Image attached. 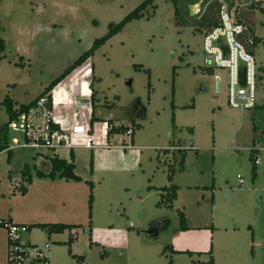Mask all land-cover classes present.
<instances>
[{
  "label": "rangeland",
  "instance_id": "374dc122",
  "mask_svg": "<svg viewBox=\"0 0 264 264\" xmlns=\"http://www.w3.org/2000/svg\"><path fill=\"white\" fill-rule=\"evenodd\" d=\"M142 1L0 0V126L9 118L5 98L14 107L35 98ZM175 2L155 0L54 89L63 101L65 82L78 80L85 95V80L97 77L94 115L131 125L132 136L110 142L132 147L0 152V218L30 225L24 239L49 242L52 264H75L73 254L86 264H264V0ZM223 2L247 36L260 38L256 105L243 112L227 103L226 70L204 63L203 35ZM6 139L22 134L8 129ZM54 156L71 161L80 180L47 175ZM169 169L178 186L172 206L161 193ZM19 179L25 193L10 194L6 184ZM153 222L162 224L150 232ZM39 223L79 228L70 244L68 229L48 234Z\"/></svg>",
  "mask_w": 264,
  "mask_h": 264
},
{
  "label": "built area",
  "instance_id": "2783aa9c",
  "mask_svg": "<svg viewBox=\"0 0 264 264\" xmlns=\"http://www.w3.org/2000/svg\"><path fill=\"white\" fill-rule=\"evenodd\" d=\"M247 30V26L235 18L234 9L223 2L219 6L215 24L205 30L202 42L205 66L208 69L226 70L227 103L240 112L256 105L259 81V65L253 52L252 37L247 36ZM222 45L226 46V52ZM216 82L219 88V76H216ZM82 86L79 89L81 100L73 101L69 93H66L67 97L63 101H56L53 89L48 94L40 95L26 111L8 120L6 125L0 126V152L15 147L55 151L58 148L73 149L78 146L92 150L103 145L110 146L107 139L110 130L116 125L109 121L110 118L97 117L92 120L91 91L89 89L87 94H82ZM8 129L20 132L21 141L13 139L7 145ZM124 132L132 136V126H127ZM126 146H131V142ZM239 182H243L240 177ZM21 186L22 179L6 184L10 194ZM0 227L5 231L7 239L6 264H52L46 254L51 246L49 242L39 246L24 239L30 231L27 224L3 218L0 219Z\"/></svg>",
  "mask_w": 264,
  "mask_h": 264
},
{
  "label": "trees",
  "instance_id": "16d2710c",
  "mask_svg": "<svg viewBox=\"0 0 264 264\" xmlns=\"http://www.w3.org/2000/svg\"><path fill=\"white\" fill-rule=\"evenodd\" d=\"M155 0H143L138 6H136L131 12H129L127 15H125L119 22L117 23H111L110 28L108 32L101 37L95 38L91 44V46L85 50L83 53H81L70 65H68L57 77H55L46 87L45 89L38 94L35 98L31 99L29 102L20 104L17 107L13 106V102L10 98H5L3 102L6 105V110L8 112V120H11L15 117H17L20 113L26 111L34 102L35 100L43 94H48L50 91H52L61 81H63L68 75H70L77 67L83 65L91 56L94 54L95 50L99 48L103 43H105L112 35L119 32L124 25L131 21L134 18H139L144 15L143 10H145L147 7H150L151 9H155L156 4H154ZM175 2V0H174ZM176 5V2H175ZM176 11V9H175ZM261 11L264 13V8L261 9ZM216 20H209V26L214 25ZM254 47L257 43L260 42V38L253 36L252 37ZM4 49V42L2 39H0V51ZM93 65L90 62V72L92 74ZM94 78V79H93ZM92 79H89V87H90V100H91V106H92V120H96L97 117L94 115V106H95V99L97 95V90L95 89V82L98 80L97 77H93ZM259 80V76H258ZM127 126H115L112 130H110L109 133H121L126 130ZM133 135V134H132ZM2 150V147L0 148ZM51 168L50 171L47 172V175L54 177L55 173L58 172L59 177H63L66 180H80V177L76 175L73 171L74 164L71 161H67L66 159L59 158L57 156L51 157L50 159ZM255 162V160H254ZM183 161H180V166H182ZM171 169H169L167 180L169 181V184L167 186L161 187L162 195L166 199L167 203H170L169 206L173 205L174 199L176 198L177 194V185L172 183V174L170 172ZM25 174V171H23ZM37 174L39 176H43L44 172L37 171ZM26 180L30 181V176H27L25 178ZM19 191L21 193H25L26 187L21 186ZM91 201V197L89 199V202ZM180 216V227L181 229H187V225L185 223V216L182 211H179ZM3 219V218H0ZM41 228H43L48 234L50 233H58L62 232L65 229H68L69 236H68V242L71 244L75 240V234L77 233V229L79 228V225L77 224H66V223H39L37 224ZM29 230H30V225ZM188 252L189 251H185ZM73 258H75L76 263L75 264H84V257L82 255H72Z\"/></svg>",
  "mask_w": 264,
  "mask_h": 264
},
{
  "label": "crops",
  "instance_id": "0c3cea01",
  "mask_svg": "<svg viewBox=\"0 0 264 264\" xmlns=\"http://www.w3.org/2000/svg\"><path fill=\"white\" fill-rule=\"evenodd\" d=\"M90 73V72H89ZM88 72L87 73H84L85 75H83V76H88V74H89ZM90 75V74H89ZM71 76V74L70 75H68L63 81H61L54 89H56V88H58L60 85H61V83H63L65 80H67L69 77ZM66 84H68V86H69V88H68V86H65L64 85V87L66 88V90L68 91V93H69V98H71V100H75V99H77L78 100V98H79V96H78V98L76 97V95H75V92L76 91H78L79 89H80V87H81V84H83V81H81L80 83L78 82V80H72V81H66L65 82ZM64 83V84H65ZM85 84H86V86H87V88L88 89H90V87H89V78L87 79V80H85ZM71 86V87H70ZM79 92V91H78ZM74 94V95H73ZM79 95V94H78ZM80 100V99H79ZM94 111V110H93ZM99 118V117H98ZM115 134L114 133H110L109 134V136H108V139H107V143L110 145V146H106V145H103V146H101V147H98V148H95L94 150H98V149H109V148H112V147H119V146H114V145H112L111 144V142H110V139L114 136ZM133 139V138H132ZM133 143V142H132ZM133 145H131V146H121L120 145V147H123L122 149H127V148H129V147H132ZM119 147V148H120ZM183 169V168H182ZM173 179H174V172H173V174H172V183H173ZM168 183H169V181H167ZM168 184H166L165 186H167ZM178 187V186H177ZM177 195H178V189H177V194H176V198H177ZM175 198V199H176ZM174 199V200H175ZM166 223V221L164 222V224ZM162 224V222H159V225H161ZM3 240V239H2ZM3 245H4V243H3ZM172 250H174V249H172ZM179 252V251H178ZM2 262L1 263H3V256H2V260H1ZM83 263L84 264H86L85 263V259H84V261H83Z\"/></svg>",
  "mask_w": 264,
  "mask_h": 264
},
{
  "label": "water",
  "instance_id": "95a60500",
  "mask_svg": "<svg viewBox=\"0 0 264 264\" xmlns=\"http://www.w3.org/2000/svg\"><path fill=\"white\" fill-rule=\"evenodd\" d=\"M189 11H191V7H189ZM219 42H220V40H219ZM222 46H223V49L226 52V46L225 45H222ZM216 86L218 87V85H216ZM151 225L152 226L149 227L150 232H152V231L156 230L158 227H160L159 222H153Z\"/></svg>",
  "mask_w": 264,
  "mask_h": 264
}]
</instances>
